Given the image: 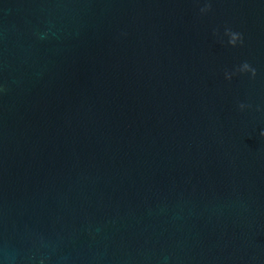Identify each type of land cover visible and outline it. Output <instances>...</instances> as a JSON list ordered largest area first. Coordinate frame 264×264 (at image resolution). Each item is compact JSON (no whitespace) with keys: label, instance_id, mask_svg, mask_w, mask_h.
Instances as JSON below:
<instances>
[{"label":"water","instance_id":"1","mask_svg":"<svg viewBox=\"0 0 264 264\" xmlns=\"http://www.w3.org/2000/svg\"><path fill=\"white\" fill-rule=\"evenodd\" d=\"M261 133L264 0H0V264H264Z\"/></svg>","mask_w":264,"mask_h":264},{"label":"clouds","instance_id":"2","mask_svg":"<svg viewBox=\"0 0 264 264\" xmlns=\"http://www.w3.org/2000/svg\"><path fill=\"white\" fill-rule=\"evenodd\" d=\"M206 10H207V9H204V10H202V11H206ZM227 34L231 36V39H230L229 43H230L232 46H235L236 43H237V41L241 39V37H239L238 35L233 34V33H231V32H229V33H227ZM243 69H245V70H250V71L252 72V75H253V76H255V74H256V73H255V70L250 69L249 66H248L247 64H244V65H243ZM226 78L230 79L231 77L226 75ZM241 107H243V106H241ZM261 135L264 136V133H261Z\"/></svg>","mask_w":264,"mask_h":264}]
</instances>
